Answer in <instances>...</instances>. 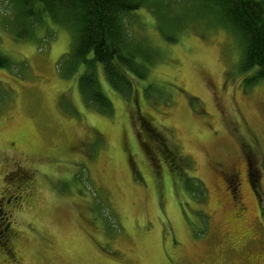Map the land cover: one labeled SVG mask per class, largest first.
Here are the masks:
<instances>
[{
	"label": "rangeland",
	"instance_id": "374dc122",
	"mask_svg": "<svg viewBox=\"0 0 264 264\" xmlns=\"http://www.w3.org/2000/svg\"><path fill=\"white\" fill-rule=\"evenodd\" d=\"M140 1L144 78L96 69L111 113L79 90L72 29L24 39L0 9V264H264V81L202 0Z\"/></svg>",
	"mask_w": 264,
	"mask_h": 264
},
{
	"label": "trees",
	"instance_id": "16d2710c",
	"mask_svg": "<svg viewBox=\"0 0 264 264\" xmlns=\"http://www.w3.org/2000/svg\"><path fill=\"white\" fill-rule=\"evenodd\" d=\"M202 1L218 14V22L229 27L242 41L245 49L242 72L254 71L252 83L264 81V0ZM140 2L0 0V9L6 13V24L18 28L21 31L19 37L24 39L45 17L72 29L75 41L71 59L83 69L78 79L79 90L87 103L98 107L101 112L111 113L113 105L96 79V69L101 66L112 89L122 93H131L134 87V81L128 78L126 70H132L139 79L144 78L146 70L130 52L133 39L126 25L131 13L140 9ZM6 66L5 60L0 59V68ZM142 126L144 129L147 126L146 132L151 133L145 120Z\"/></svg>",
	"mask_w": 264,
	"mask_h": 264
},
{
	"label": "flooded vegetation",
	"instance_id": "af4514ba",
	"mask_svg": "<svg viewBox=\"0 0 264 264\" xmlns=\"http://www.w3.org/2000/svg\"><path fill=\"white\" fill-rule=\"evenodd\" d=\"M238 176H239L238 172L237 173L235 172L234 178L238 179L239 178Z\"/></svg>",
	"mask_w": 264,
	"mask_h": 264
}]
</instances>
